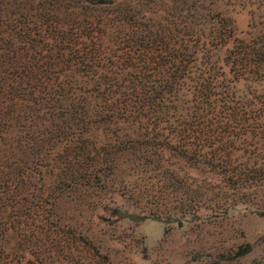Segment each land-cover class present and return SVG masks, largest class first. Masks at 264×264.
<instances>
[{
    "label": "rangeland",
    "instance_id": "obj_1",
    "mask_svg": "<svg viewBox=\"0 0 264 264\" xmlns=\"http://www.w3.org/2000/svg\"><path fill=\"white\" fill-rule=\"evenodd\" d=\"M116 1L129 12L118 25L125 44L140 29L138 35L158 33L165 41L172 32L189 37L197 67L219 70L238 99L264 96V80L233 79L224 61L234 38L264 37V0ZM101 65L63 74L92 111L80 135H23L26 122L1 119L0 176L33 151L42 164L0 207V264H264V135L226 150L233 175L186 157L180 136L167 128L177 126L173 115L191 114L194 82L184 79L147 129L143 119L100 120L97 76L132 71Z\"/></svg>",
    "mask_w": 264,
    "mask_h": 264
},
{
    "label": "trees",
    "instance_id": "obj_2",
    "mask_svg": "<svg viewBox=\"0 0 264 264\" xmlns=\"http://www.w3.org/2000/svg\"><path fill=\"white\" fill-rule=\"evenodd\" d=\"M119 5L116 0H0V109H6L0 112V135L7 131L2 123L6 115L27 123L23 135H80L93 122L92 111L70 90L63 74L71 68L87 72L100 62L102 67L125 65L132 70L126 76H97L102 82L92 91L94 99L104 102L105 111L97 113L100 120L143 119L152 129L157 113L167 108L165 102L173 101L184 79H191V114L184 120L173 115L177 126L166 128L173 127L169 132L180 136L186 157L198 156L233 175L226 150L240 149L237 142L245 144L247 135H264V96L238 99L219 70L197 67L189 37L179 39L172 32L165 41L158 33L138 35L140 29L125 44L118 25L129 12ZM111 33L114 39L107 38ZM224 61L233 79L264 80V37L234 38ZM16 105L26 109H13ZM41 157L33 151L13 170H2L1 208L18 196L20 181L29 182Z\"/></svg>",
    "mask_w": 264,
    "mask_h": 264
}]
</instances>
